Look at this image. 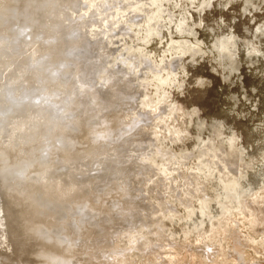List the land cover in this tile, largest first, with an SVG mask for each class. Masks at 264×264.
Wrapping results in <instances>:
<instances>
[{
	"label": "rangeland",
	"instance_id": "obj_1",
	"mask_svg": "<svg viewBox=\"0 0 264 264\" xmlns=\"http://www.w3.org/2000/svg\"><path fill=\"white\" fill-rule=\"evenodd\" d=\"M56 1L54 11L58 13L52 16L53 12L45 10L43 14H49L38 21L47 27L46 33L40 30L35 35L26 30L9 52H21L20 63L33 48L40 50L33 43L46 46L52 40L65 65L56 79L66 84L79 60L86 61V69L95 67L99 50H88L86 57L72 53L74 61L69 59L74 49L71 47L83 45L85 39L75 33L71 36L79 41H64L67 30L61 31V24L59 32L52 30L48 23L64 18L61 8L68 4L67 0ZM103 1L106 12L124 11L129 4L140 2L136 12L126 13L132 25L124 23L125 28L111 33L115 45L104 61L108 69L126 75L124 81L129 85L124 88L132 84V93L138 92L132 96L136 102L129 112L137 122L134 128L129 127L134 134L118 143H113L117 136L112 142H103L105 149L95 158L86 148L74 149L80 155L74 156L71 163L76 164L72 165L63 163L62 158L54 160L49 149L55 141L51 136L66 139L67 131L58 136L49 125L42 130L33 120L29 123L39 133L34 143L49 145L39 159L50 165L55 161L56 169L53 165L52 170L78 181L76 186L87 194L76 196L73 214L80 215L75 221H65L74 224V232L64 227L67 237L62 249L72 246L77 256L67 264H264V0H157L154 4L152 0ZM80 4L78 11L89 5L86 0ZM152 12L157 17L150 22L151 28L145 20ZM94 46L100 49L96 41ZM127 56L139 66L137 71H125L130 67ZM162 68L172 71L164 85L153 80L156 71H161L160 79L167 78ZM106 70L91 69L81 78L83 83L76 84L68 94L60 88L57 92L42 88L30 103L35 107L31 112L42 107L53 111L55 116L50 114L49 124L54 122L62 130L78 129L77 124L83 123L86 132L89 125L102 124L114 113L113 108L109 112L99 101L83 99L82 106L74 100L82 84L94 93L107 91L110 86L106 82L119 78L108 74L103 79ZM140 82L142 89H138ZM117 96L121 98L122 94ZM29 107L26 110L33 109ZM119 109L122 112L123 107ZM31 112L24 114L25 122H29ZM13 121L10 125L0 121V143L4 135L12 134L11 130L14 135L18 129ZM80 133L78 129L73 139L80 138ZM59 141L62 147L68 145ZM38 176L42 177L36 168L28 179ZM120 191L129 195L116 198ZM20 224L27 226L31 221ZM53 229L47 227L46 233ZM26 233L28 237L21 236L18 229L20 251L37 237L33 229ZM31 255L29 252L25 256Z\"/></svg>",
	"mask_w": 264,
	"mask_h": 264
},
{
	"label": "bare ground",
	"instance_id": "obj_2",
	"mask_svg": "<svg viewBox=\"0 0 264 264\" xmlns=\"http://www.w3.org/2000/svg\"><path fill=\"white\" fill-rule=\"evenodd\" d=\"M67 1L68 4L63 6L64 9L61 8V10L64 13V18H60V20L58 19L52 20L48 24H50V27L53 28L52 30L54 32L60 31L58 30L60 24L63 28L61 31L67 30V32H65L66 38L63 39L64 41L67 40L69 42H72L74 40L79 41L82 38L85 39V43L83 45L71 47L74 49L70 52L69 59L73 60L72 53L78 52V54H80L81 56L86 57L85 55L90 54V52L93 50L92 48H94V50L97 49L99 50V53L96 54L97 56L95 55V57L97 58L96 61L94 62L95 64L91 62L94 64L92 65L95 67L92 66L90 68L87 67V69L89 68L88 71L90 72V70L94 68L95 69L101 68L103 70L107 69L101 75L103 79L107 77L108 74L110 76H114V78H119L116 80L106 82L107 86L109 85L110 88L107 91H100L97 93L92 92L91 90L87 89L85 84H82L81 93L79 97L76 98L74 97L75 98L74 103L75 104L80 103L83 106L85 105L83 104L84 103L83 99L92 100L94 103L99 101L101 102V104L105 105L106 110L113 108L112 110L114 111V113H111L110 116H107V120H105L100 125H95L91 127H89L90 126L89 125L87 127L88 129L86 128L87 129L86 132L85 130H83V125H82L83 123L77 124V128L79 129V131L81 132L80 134L82 135L80 138L77 136L78 139L75 138V140L73 139V137L77 135L76 132H78V129L68 128L67 130L66 129L62 130L59 126H56L54 122L53 123L51 122L49 124L50 114L53 117L55 116L53 111L49 112V110H45L42 107L41 109L36 110V112L33 113L35 107H33L32 104L30 103H32L31 101L37 98L38 96L37 94H39L37 92H39L40 90L41 93L42 88L43 89L46 88L45 89L46 92L47 90L50 89L51 91L55 89L54 91L57 92L56 90L60 88L62 91H64V93L68 94V92L71 93V91H74L73 87H75L76 84L83 83L81 78L82 77L84 78V75L86 76V73L88 72L87 69L85 68L86 66L85 67L83 66L86 65L84 64L86 61L84 59H83L84 61L78 59L79 61L75 65L76 68L73 67L75 68L74 71L73 68L72 70L70 69L71 71H73V76L70 79V82L66 84L63 83L64 81L62 82L56 79L57 74L60 75L59 71L61 70L62 66L65 65H63V59H60L61 57H59L61 56L60 52L58 51V49L55 48V46L52 43V40H50L49 44L46 46L40 45L37 42L33 43L35 47L40 46V50L38 48L37 49L33 48V50L31 49L32 51L29 53L28 57H26V60L24 59L22 60V62L18 63L17 60L22 58V56H20L21 52H17L16 55L15 51L9 52L10 48L14 50L13 45L18 43L20 37L24 35L26 30H29V33H31V31L36 32L34 33L35 35H38L40 30H44V32L46 33L47 27L43 26V24L41 23H38V21L41 19L42 16L44 17L49 13L53 12L52 16L58 13V10L54 11L56 6H58L57 1L56 0L55 1L54 0L52 1L0 0V24H1L0 25V121L3 123H5L6 121L10 125L11 121L16 119L15 121H13V123L17 124L18 126V129L16 130L14 135L11 130L12 134L4 135L3 136L4 141L0 143V263L1 264H67L75 256V252H74L75 248H73L72 246L66 251L62 249V246L64 244L63 241L67 237L65 235L66 231H64V227H67L70 232L72 233L74 232V228H73L74 224L73 223L68 224L65 221L68 218L72 221H75L76 216L78 217L80 215V213L74 215L73 210L75 207V203L78 200L76 196L79 195V193L83 194L85 191L84 190L81 191L82 188L80 189V187L76 186L78 184V181L74 180L71 177H67L64 174H60V173L58 174L59 171L55 173L52 170V166L54 165L55 161L52 163V165H50L47 163L45 164V162L40 160L41 159L40 154L42 153V150H44L45 148L47 149L49 145L48 143L45 142H42L43 143L42 145L40 142L39 145H36L34 143L35 140L38 138L39 133L37 134V129H35L36 127L34 126L30 127L29 123H31V120L36 122V124L40 126L42 130L48 128L49 125L50 131L54 129L53 131H55L58 136L62 135L63 131H67L66 139H64L61 136L60 138L57 137L58 139L55 136H51V139L54 138L55 141L54 142L52 141L51 145L49 146L52 156L55 157L54 160L57 158L60 159L62 158V160H64L63 163L64 162L71 163V161L74 160L75 158L74 156L80 155L79 153H74L73 151L74 149L81 150L82 148H86V150H88L89 154H91L93 158L98 157L97 154L100 152V150L105 149L104 148L105 146L102 145L103 142L105 143L112 142L113 140H115L113 139V137L117 136L116 141H113V143L115 142L118 143L120 139L122 138L126 139L125 137L132 136L134 133L133 131H130V128L131 127L134 128V126L137 125L136 124L137 122L134 120V118L130 117L131 115L129 112L130 110H132L131 108L134 107L136 102L134 98H132V96L133 94L137 95L138 92L135 93L134 91L132 93V90L134 89L133 87L134 85L132 84L127 88H124L123 86L129 85L128 83H126V81H124L126 75L125 77H123L124 75L120 76V74L116 73L115 70L114 71L111 70L112 68L108 69L109 65L104 63V61L106 60L105 56L109 54V51H111L113 45H115L113 43L115 37H113L114 35L112 36L113 34L112 32H114L117 29L118 30L122 29V27L125 28L127 25H125L124 27V23L128 25L129 23L131 24V20L129 19V16H126V13L130 11L136 12L137 8L139 7L138 4L140 2L135 1L129 4L131 8V9L129 8L130 10L126 9L124 11L115 10L112 12H106L104 10V4L102 3L104 2L103 0H86V2L89 4L88 8H84V9L81 8L79 11H78L79 9L78 7H80L79 4L80 2H83V0H67ZM154 2H157V0H152V4H154ZM45 10H47L49 13L45 12V14H43V11ZM139 11L141 10L139 9ZM155 13L156 12H152V14L148 15V17L145 20V23L148 24L149 26H151V24L154 22V20L157 17V13L156 14ZM79 15H82L83 16L82 19L85 20L78 22L79 20H82V19H78L80 18ZM91 16L94 17H92L91 19ZM88 18L90 19L89 23H87L89 20ZM24 21L27 23H23ZM15 22H19V23L17 24ZM35 28H37L38 30L37 31L34 30ZM44 32L42 34L43 36H45ZM75 33L79 34L78 38L80 39H78L75 36L73 37L71 36V35H75ZM92 39H94L99 44L100 49L94 46L95 41H93L92 43L91 41ZM47 49H49V51H47ZM2 50L5 52V55L2 53ZM88 50H90V52ZM93 57H91V59ZM129 58L130 57L127 56L126 60H128L130 67L129 69H125V71L128 72V70L131 71V70L139 69V66L136 65L135 63H132L133 62L132 60H131L132 62H130ZM30 60L32 62H29ZM58 61L59 63L56 64ZM30 63H32V65H30ZM166 64L168 63L166 62ZM69 66L71 65H68V68ZM161 70L167 72V78L164 77L163 79H160V75L158 74V72L161 71L158 72L156 71L153 72L154 74L153 80L156 81V83L157 82L160 83V85L161 84L164 85L168 81L169 76L171 77L172 73H170L171 70L168 71L164 68H162ZM66 72L67 71L65 70L64 73ZM29 78L31 81L29 80ZM54 79L56 80L54 81ZM32 82H35L36 84L32 85ZM70 85H72V87ZM142 85L143 83L139 85L138 89H140ZM158 86L159 85H156V87ZM60 89L58 91H60ZM51 91L48 92L51 94ZM127 92L129 94L128 96H126ZM118 93L122 94L121 98L117 96ZM137 99L139 98L137 97ZM42 100L45 99L42 98L41 101ZM88 101H86V103ZM120 105L123 107L122 112H119ZM28 106H31L33 109L26 110ZM115 107L118 108L114 109ZM32 110L33 112H31ZM28 111L31 112L28 115L30 120L29 122L27 121L25 122L27 115L25 116L24 114H26ZM108 111L110 112V110ZM14 112L16 113V116L14 115L15 117H12ZM48 118L49 120H47ZM81 120H83V118ZM43 121H44V125H42ZM1 132L2 130L0 131V134ZM29 132L30 133L35 132V133L31 136ZM88 134H89V139L86 138ZM71 139H73V141ZM48 140H46V142H49ZM59 140H64V143L68 142V145L66 147L60 146ZM22 141L25 142L22 143L21 146L18 145ZM83 142L85 143L82 145ZM45 151L47 152V150ZM43 155L45 154H42V156ZM71 164L73 165L76 163L74 162ZM23 165L24 168H26L25 173H23L24 171L22 170ZM54 167L55 165L53 166V169ZM36 168L37 171H39L40 176L42 177L40 178L38 176L30 181L28 179L30 171ZM63 176L64 178H61ZM25 182L27 183L24 186ZM76 189L78 190L76 191ZM125 189L128 188L125 187ZM121 191L124 192L122 189ZM121 191L118 193L116 198L119 197L120 199L125 195V193L129 192L128 190H125L127 191L125 193H122ZM23 193H26L25 196ZM84 194L87 195L86 193ZM101 207L100 209L102 210ZM61 209H65V210H61ZM106 209L103 208V210L105 211ZM30 215L31 218H26L29 217ZM80 218L81 216L78 218V221H80ZM30 221L31 224L27 226L20 224L22 222H30ZM61 224L62 227L60 226ZM47 227H54L52 233L50 234L46 233ZM19 228L20 231L22 232L21 236L23 235L24 237H28L29 233L26 232H29L32 229L33 231H35L37 235L36 238L31 239L30 243L27 245L24 251L18 250V246L20 245L19 243L22 242V239L20 238L21 236L17 234ZM29 252L32 255L25 256ZM76 257L77 256H75V258Z\"/></svg>",
	"mask_w": 264,
	"mask_h": 264
}]
</instances>
